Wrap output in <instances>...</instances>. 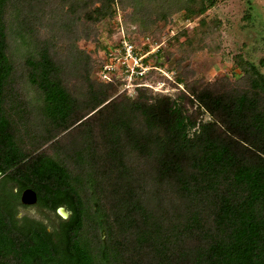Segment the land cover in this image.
I'll return each mask as SVG.
<instances>
[{
  "label": "trees",
  "instance_id": "obj_1",
  "mask_svg": "<svg viewBox=\"0 0 264 264\" xmlns=\"http://www.w3.org/2000/svg\"><path fill=\"white\" fill-rule=\"evenodd\" d=\"M115 1L87 19L113 16ZM134 1L143 30L165 19ZM160 1L190 15L215 4ZM48 8L0 0V174L69 217L47 231L0 201V264H264V73L240 60L238 84L195 83L172 98L119 94L118 80L95 77L92 54L62 61L48 42L17 68L16 40L27 49Z\"/></svg>",
  "mask_w": 264,
  "mask_h": 264
},
{
  "label": "rangeland",
  "instance_id": "obj_2",
  "mask_svg": "<svg viewBox=\"0 0 264 264\" xmlns=\"http://www.w3.org/2000/svg\"><path fill=\"white\" fill-rule=\"evenodd\" d=\"M196 1L194 6L197 7L200 0ZM134 2L115 1L112 4L113 16L93 23L86 14L95 13L99 0H45L49 13L39 12L38 17L30 22L28 48H22L19 40L15 42L18 47L12 50V55L17 68L22 66L24 51L48 42L50 49L62 61L76 62L86 54H92L93 73L99 79L97 72L107 46L125 36L139 52L157 50L148 59L160 64L162 72L152 71L147 80L152 85L163 82L161 87L164 91L148 88L151 95L177 98L190 85L208 81L218 89L234 86L241 75L240 60L245 65V61L251 62L264 73V66L259 65V59L264 56V0H215V4L205 12L193 15L183 8L150 0L147 7L153 16L166 17L155 19L148 30H143L140 25L144 24L146 17L141 13L134 14ZM81 49L85 54L80 52ZM71 55L76 61L70 59ZM155 55L156 58L153 57ZM14 83L21 88L20 95L25 100L35 101V91L26 90L19 78ZM118 92L128 97L136 94L129 96L120 92V88ZM181 102L188 108L184 99ZM208 117L206 114L205 118ZM19 130L22 131L19 135L23 142L25 130L20 126ZM58 212L63 217L68 216L63 210L58 209ZM34 214L44 220L40 214Z\"/></svg>",
  "mask_w": 264,
  "mask_h": 264
},
{
  "label": "built area",
  "instance_id": "obj_3",
  "mask_svg": "<svg viewBox=\"0 0 264 264\" xmlns=\"http://www.w3.org/2000/svg\"><path fill=\"white\" fill-rule=\"evenodd\" d=\"M121 38L107 46L97 72L99 80L103 82L118 80L120 92L129 96L136 93L138 88H152L163 92L161 87L163 82L152 85L147 80L152 71L162 72L160 64L148 59L149 56L152 58L157 50L139 52L132 42L125 39V36ZM153 57L156 58V55Z\"/></svg>",
  "mask_w": 264,
  "mask_h": 264
},
{
  "label": "flooded vegetation",
  "instance_id": "obj_4",
  "mask_svg": "<svg viewBox=\"0 0 264 264\" xmlns=\"http://www.w3.org/2000/svg\"><path fill=\"white\" fill-rule=\"evenodd\" d=\"M23 189H25V188H23ZM23 189L19 190V187L15 183H13L12 181H10L8 179L3 180V178L0 174V201L6 202V203H8L9 206H12L15 208L14 216L16 217V219H18L19 222L22 221L23 218L40 220V219H38L39 217H37V215L34 214V213H38V214H40V216L44 217V220L43 219L41 220L44 224L45 223L47 224V222H48V224L46 226L47 231H51V229L53 230L54 229L53 224H57V222L55 221V217H57V215H60L58 212L59 207L55 211H50L47 208L41 206L38 203V199L34 204H31V205L22 204L20 202V194H21ZM13 193L17 197H12ZM33 207H34V210L32 211L31 209ZM61 217H63V216H61ZM68 217H69V212H68V216L63 217V218H68ZM50 223H52V225H50ZM56 228H58L57 225H56Z\"/></svg>",
  "mask_w": 264,
  "mask_h": 264
},
{
  "label": "water",
  "instance_id": "obj_5",
  "mask_svg": "<svg viewBox=\"0 0 264 264\" xmlns=\"http://www.w3.org/2000/svg\"><path fill=\"white\" fill-rule=\"evenodd\" d=\"M37 201V195L35 191L31 188H25L22 190L20 194V202L22 204L31 205L34 204ZM58 209L65 211L66 215H68V212L63 207H59Z\"/></svg>",
  "mask_w": 264,
  "mask_h": 264
}]
</instances>
